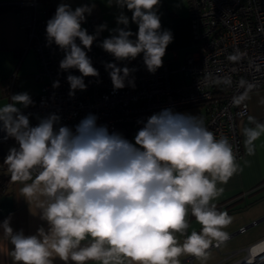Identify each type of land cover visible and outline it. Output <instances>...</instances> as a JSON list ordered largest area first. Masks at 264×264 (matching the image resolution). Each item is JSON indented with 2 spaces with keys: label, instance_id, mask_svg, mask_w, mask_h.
I'll use <instances>...</instances> for the list:
<instances>
[{
  "label": "clouds",
  "instance_id": "1",
  "mask_svg": "<svg viewBox=\"0 0 264 264\" xmlns=\"http://www.w3.org/2000/svg\"><path fill=\"white\" fill-rule=\"evenodd\" d=\"M116 3L132 12L138 31L118 27L103 40L102 48L119 61L143 54L148 71L155 73L173 39L170 31L161 30L157 14L161 0ZM91 11L88 5L73 10L60 4L47 21L49 44L54 42L65 53L60 68L81 74L68 75L70 96L76 89H86L85 77L99 76L86 53L96 35L81 26ZM117 23L127 26L129 18L121 13ZM105 28L100 25L97 34ZM243 55L237 50L228 60L238 62ZM106 67L114 89L124 88L129 68L115 63ZM217 83L231 87L233 81L225 76ZM236 86L244 90L232 97V104L239 107L256 85L241 78ZM53 87H59V81ZM10 99L0 107V130L18 148L9 149L4 164L12 181L25 182L20 194L49 225L47 231L41 227L36 235L25 236L22 231L14 233L10 218L0 224L13 246L15 264H54L57 257L75 264H181V256L206 260L210 247L228 240L224 229L233 218L213 201L223 192L218 183L226 184L241 169L228 138L215 139L202 118L164 109L151 115L131 142L98 125L91 114L74 127L57 130L59 117L54 114L32 126L20 107L34 103L29 94ZM243 135L246 154L255 155L264 123L245 127ZM188 206L201 229L179 243L175 233L188 228ZM89 237L91 242L81 246Z\"/></svg>",
  "mask_w": 264,
  "mask_h": 264
},
{
  "label": "built area",
  "instance_id": "2",
  "mask_svg": "<svg viewBox=\"0 0 264 264\" xmlns=\"http://www.w3.org/2000/svg\"><path fill=\"white\" fill-rule=\"evenodd\" d=\"M26 4L35 11V17L28 19L25 26L31 30V47L38 59L35 78L42 81L40 93L32 98L34 103L21 108L23 114L29 115L32 126L54 114L59 117V123L54 125L57 130L59 126L74 127L91 114L97 117L98 125L107 126L110 133L121 134L123 128L131 131L143 127L151 115L164 109L198 107L202 114L196 117L203 119L215 139L228 138L237 159L242 156L238 123L247 114L248 103L245 100L236 107L232 97L244 91L236 86L241 78L256 85L252 91L264 88V0H188L192 49L175 69L162 57V66L155 73L148 71L143 54L119 61L98 48L100 11L97 4L88 3L92 11L86 14L84 28L89 35L95 34L96 39L86 53L99 76L85 77L86 89H76L74 96L69 95L67 77L81 74L76 69L60 68L65 53L54 42L49 44L47 21L40 14L42 8L37 0ZM237 50L244 54L242 59L229 61L228 56ZM108 63L129 68L124 88L114 89L111 70L106 67ZM172 70L178 74L176 86L171 82ZM225 76L231 77V87L217 83ZM15 79L16 73H12L3 81L4 93L11 95ZM56 81L59 87L54 88ZM4 136L0 130V142L10 140ZM39 170L38 167L33 169L32 177ZM224 264H264V237L246 246L242 257Z\"/></svg>",
  "mask_w": 264,
  "mask_h": 264
},
{
  "label": "crops",
  "instance_id": "3",
  "mask_svg": "<svg viewBox=\"0 0 264 264\" xmlns=\"http://www.w3.org/2000/svg\"><path fill=\"white\" fill-rule=\"evenodd\" d=\"M28 2L29 0H0V107L5 103H10V98L14 94L27 93L32 99L41 90L42 81L35 78L39 65L36 52L31 47V30L25 26L28 19L35 17L34 8L26 4ZM37 2L42 8L40 14L46 21L55 15L60 4H69L73 10L88 3L97 4L101 25H106V28L100 31L101 36L97 41V46L100 49H103L101 46L103 40L116 34L113 30L118 27H126L133 33L138 31V26L131 20L132 12L126 6L120 7L116 0H37ZM121 13L129 18L127 26L117 23V18ZM157 14L160 16L161 30L170 31L173 37L166 48L164 59L172 64H177L192 49L188 0H161ZM81 26L84 28L85 24L82 22ZM12 73H16L15 88L11 95H8L2 91V83ZM246 101L248 112L238 123L242 156L237 160L241 170L234 174L226 184L218 183L217 187L222 188L223 192L213 201L219 210L227 211L229 215L238 214L236 221L240 223H238L239 227H243L244 230L249 225L243 226L241 222L253 221L259 215L264 214V207L261 208L255 202L258 199L257 193L264 189V136L255 142V155L249 156L245 151L243 135L245 127H255L256 123H264V88L251 91ZM249 117H253L254 122H249ZM139 129L129 131L127 139L134 142V137ZM13 147L18 148V144L13 138L7 142H0V224L10 218V226L14 233L22 231L25 236L36 235L39 228L43 227L47 231L49 225L47 221L41 219L40 210L30 205L20 194L19 190L25 182L11 180L4 160L9 154V149ZM30 182L27 181V183ZM255 205L257 206L254 207ZM186 221L188 228L184 233H175L179 243H183V240L192 231L199 232L201 229V225L191 215L190 206H188ZM239 231L240 229L235 233ZM232 234H229V237ZM262 235L264 232L249 238L242 242L241 247L245 248L261 239L264 237ZM90 242L91 238H86L81 242V246H86ZM12 248L13 246L5 237L3 229L0 228V264H15L11 256ZM229 257L228 254L214 264L228 263ZM179 259L181 264H201L199 258L192 256H181ZM54 264H75V262L71 260L64 262L57 257ZM86 264H99V262L87 261Z\"/></svg>",
  "mask_w": 264,
  "mask_h": 264
},
{
  "label": "rangeland",
  "instance_id": "4",
  "mask_svg": "<svg viewBox=\"0 0 264 264\" xmlns=\"http://www.w3.org/2000/svg\"><path fill=\"white\" fill-rule=\"evenodd\" d=\"M167 63L169 67L172 69H175L177 66L176 63L172 64L169 61ZM171 82L173 86H176L179 83L178 74L175 70H172ZM173 112L185 113L193 116L202 114V110H200V108L198 107H187L184 109L173 110ZM259 193H257L256 197L258 199L255 202H257L256 204L258 206L260 205V207L262 208L264 207V189H261ZM257 205H255L254 207H256ZM230 216L233 218L232 223L227 228H225L224 231H226L228 234L233 233L232 236H230L225 243L221 244L219 248L210 247V249L208 250L207 259L206 260L200 259L201 264H214L219 259L226 257L230 253H233L230 256L231 258L229 257L230 260H235L242 257L244 254V248H243L244 246L241 247V245L243 244L242 242L248 240L249 238H253L257 236V234L264 232V214L259 215L253 221H248L246 223L241 222L243 226L244 225H249V226H247V228L244 231H239L237 233H235V231L240 229L238 225L239 222L236 221L238 214H230Z\"/></svg>",
  "mask_w": 264,
  "mask_h": 264
},
{
  "label": "trees",
  "instance_id": "5",
  "mask_svg": "<svg viewBox=\"0 0 264 264\" xmlns=\"http://www.w3.org/2000/svg\"><path fill=\"white\" fill-rule=\"evenodd\" d=\"M130 130L126 129V128H123L122 131H121V134L124 136V138H128L127 135L129 133Z\"/></svg>",
  "mask_w": 264,
  "mask_h": 264
}]
</instances>
